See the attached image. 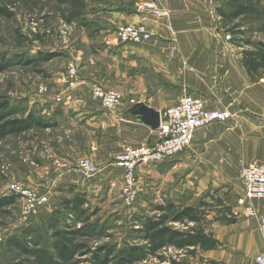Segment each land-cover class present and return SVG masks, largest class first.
I'll list each match as a JSON object with an SVG mask.
<instances>
[{
	"label": "crops",
	"instance_id": "0c3cea01",
	"mask_svg": "<svg viewBox=\"0 0 264 264\" xmlns=\"http://www.w3.org/2000/svg\"><path fill=\"white\" fill-rule=\"evenodd\" d=\"M147 1H87L85 10L95 14L93 31L98 36L86 37L87 59L67 94L66 112L72 125L96 135L85 140L83 148L68 140V157L55 169L57 181L94 192L95 197L104 194L108 182H120L115 160L125 146L158 141V127L145 110L156 113L159 121L181 96L200 97L208 109H226L232 117L198 130L190 146L173 158L151 163L147 196L155 202L170 198L185 206L199 201L208 205L203 226L208 244L195 249L190 264H253L264 250L257 221L264 215V201L252 202L255 216L244 213L238 171L247 163L264 164L262 70L249 76L241 67L239 53L220 29L215 0H154L167 12L160 19L139 13ZM143 20L152 32L149 41L132 45L116 40L119 25ZM95 85L119 92L123 102L112 112L103 109L91 95ZM81 158L94 163V175L74 166ZM219 193L224 197L218 198ZM211 197L220 199L222 207Z\"/></svg>",
	"mask_w": 264,
	"mask_h": 264
},
{
	"label": "rangeland",
	"instance_id": "374dc122",
	"mask_svg": "<svg viewBox=\"0 0 264 264\" xmlns=\"http://www.w3.org/2000/svg\"><path fill=\"white\" fill-rule=\"evenodd\" d=\"M215 1L216 10L227 8L225 0ZM255 1L259 3L260 8L264 7V0ZM0 6L13 14L11 20L0 17V60L17 58L19 62H23L46 55L51 56L48 61L27 66L15 65L0 73V96L10 101L15 112L14 118H22L30 112L35 119L41 118L55 124L48 130H33L20 137H10L0 141V199L14 198V204L5 207L0 213V264H34L32 259L22 255L8 244L10 239L25 240L21 232L22 227H30L33 230L28 238L31 240L29 242L32 247L37 246L52 252L50 238L52 230H48L50 226L52 229L58 228L59 231L66 230L67 227L77 229L82 226L74 221L75 219L67 217L60 207L61 201L71 198L73 194H69V188L61 187L58 183L56 177L59 174L55 169L60 160L68 157L69 139L77 147L83 148L84 141L96 135L84 129L82 125L71 124L66 112V98L74 88L73 86L68 88L67 67L69 64L76 66V83L89 51L86 37L89 35L93 37L92 39H96L98 35L94 34L93 29L97 27V24L92 22L95 14L83 11L82 18L67 25L61 18L63 9L57 8L50 0H0ZM125 25L147 28V21L119 26ZM220 27L223 28L222 34L225 39L234 40L235 45L229 44L239 54L243 50L256 48L258 44H264V17L260 20L235 21L231 25ZM22 38H26L28 42H23ZM145 42L147 41L142 43ZM77 53L80 57H76ZM261 70L260 76L264 77V69ZM251 78L254 77L251 76ZM86 159L90 160L81 158L74 166H79L80 162ZM149 165L145 162L136 166L134 186L137 199L131 206L122 204L121 170L120 182L115 180L113 183L108 182L103 188L106 190L104 194L97 197L94 196V192L85 194L88 202L85 209L89 220L83 226H89L92 230H87L88 236L77 238L78 244L85 247V251L77 259L78 264H91V253L96 248L106 246L118 249L124 243L137 244L135 230L141 228L142 220L156 219L159 213L154 207L163 204L166 200L174 201L168 198L161 202L157 198L155 202L153 196H147ZM51 170L55 172L51 173ZM154 180L156 181L153 178ZM12 184H20L39 195L48 196L49 203L35 222L25 221L21 217L20 198L10 190ZM152 186L155 187L154 182ZM78 192L82 193L84 189L77 188L74 194ZM220 196L224 197L222 193L217 194L218 198ZM211 199L213 200V197ZM53 213L57 214L58 224L52 221ZM204 224V222L200 223L190 233L198 243L193 250L178 252L167 249L159 253L161 259L152 256L141 264H171L172 262L190 264L195 249L207 245L205 238L202 239L199 231L196 230H201ZM169 226L177 230L186 229L177 224ZM192 228V225L187 226L189 230ZM203 236L206 237L205 233Z\"/></svg>",
	"mask_w": 264,
	"mask_h": 264
},
{
	"label": "trees",
	"instance_id": "16d2710c",
	"mask_svg": "<svg viewBox=\"0 0 264 264\" xmlns=\"http://www.w3.org/2000/svg\"><path fill=\"white\" fill-rule=\"evenodd\" d=\"M57 8L63 9L61 18L67 25L75 23L83 17V11L87 8L88 0H50ZM227 8L225 10L217 9L216 13L219 17V26L231 25L235 21H252L260 20L264 17V7L260 8L259 3L255 0H225ZM0 17L11 20L13 14L5 7L0 6ZM220 29H223L220 27ZM23 42L28 40L22 38ZM22 43V42H21ZM231 45L234 40L229 39ZM239 63L241 67L250 75L258 70L264 69V44H258L252 50H243L240 52ZM51 59V56L38 57L35 60L19 62L17 58L1 59L0 73L7 71L15 65H30L36 62H44ZM14 109L10 101L0 96V141L7 138H17L31 131L48 130L55 126L45 119H35L29 112L22 118H14ZM69 188V194H73L71 198L63 200L60 207L65 211L66 216L75 219L81 224L77 229L69 227L66 230L59 231L58 228H48L52 230L50 238L52 240L51 251L40 249L37 246L32 247L28 240L32 235L33 230L30 227H22L21 232L24 236V241L10 239L8 244L10 247L17 250L24 256L32 259L34 264H78V257L85 251L82 244H78L77 238L88 236L89 226H83L88 221L86 193H76V188ZM213 201L222 207V201L218 198H213ZM14 204V198L0 199V213L5 207ZM159 213L156 219H143L141 228L135 230L137 235V244L124 243L120 248H109L106 246L96 248L91 253V264H141L147 261L148 257L155 256L161 259L160 252L172 249L178 252H187L198 246L197 239L191 236L195 227L204 222V213L207 211L208 205L199 201L196 205L185 206L182 203H175L171 200H166L163 204L154 207ZM42 214V213H41ZM40 215V214H39ZM38 215V216H39ZM31 218L28 221L35 222L37 218ZM59 223L57 214L53 213L52 221ZM181 225L185 230H177L169 225ZM188 225H192L191 230L187 229ZM188 230V231H187ZM199 231L201 238H205L204 228L201 226ZM203 233V235H202ZM207 243V238H205ZM208 244V243H207ZM200 246V245H199ZM204 246V245H203ZM171 264H175L172 262Z\"/></svg>",
	"mask_w": 264,
	"mask_h": 264
},
{
	"label": "built area",
	"instance_id": "2783aa9c",
	"mask_svg": "<svg viewBox=\"0 0 264 264\" xmlns=\"http://www.w3.org/2000/svg\"><path fill=\"white\" fill-rule=\"evenodd\" d=\"M139 13L147 14L154 18H163L167 12L154 0L147 1L138 8ZM119 43L139 44L149 41L152 32L147 25L138 27L119 26L115 30ZM229 40V38H226ZM68 88L73 86L76 77V66L69 64L67 67ZM91 95L100 106L112 112L123 102L122 95L102 86H93ZM132 104V100H129ZM232 117L226 109H208L200 97L189 94L181 96L177 103L168 107L162 113L158 125V141L152 146H125L117 155L115 166L122 172V204L131 206L137 199L134 186L136 166L140 163H162L187 149L193 141L194 134L213 123L226 122ZM85 175L92 176L96 166L91 160H83L78 166ZM238 181L243 190L240 204L244 207L247 216H255L252 202L264 201V164L255 162L244 164L238 171ZM10 190L19 196L20 213L23 220L28 221L42 213L48 203L47 195H39L20 184H12ZM258 230L264 242V215L257 217ZM253 264H264V250L256 255Z\"/></svg>",
	"mask_w": 264,
	"mask_h": 264
},
{
	"label": "water",
	"instance_id": "95a60500",
	"mask_svg": "<svg viewBox=\"0 0 264 264\" xmlns=\"http://www.w3.org/2000/svg\"><path fill=\"white\" fill-rule=\"evenodd\" d=\"M145 114H146V116H148L149 122H151L153 125L156 126L155 128H157L159 125L158 115L152 111H149V110H145Z\"/></svg>",
	"mask_w": 264,
	"mask_h": 264
}]
</instances>
